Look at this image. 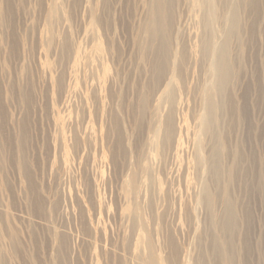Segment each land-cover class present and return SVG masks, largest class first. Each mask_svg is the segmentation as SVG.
<instances>
[{
    "label": "rangeland",
    "instance_id": "374dc122",
    "mask_svg": "<svg viewBox=\"0 0 264 264\" xmlns=\"http://www.w3.org/2000/svg\"><path fill=\"white\" fill-rule=\"evenodd\" d=\"M155 1L0 0V264H264V0Z\"/></svg>",
    "mask_w": 264,
    "mask_h": 264
},
{
    "label": "bare ground",
    "instance_id": "6f19581e",
    "mask_svg": "<svg viewBox=\"0 0 264 264\" xmlns=\"http://www.w3.org/2000/svg\"><path fill=\"white\" fill-rule=\"evenodd\" d=\"M209 1H212V0H207V4H208V2ZM168 2H169V0H156L155 1V3H154V5H153V7H151L150 8V10H149V19H148V22H147V26H146V28L145 29H147V35L149 36V37H151V38H159V36H161V39H162V44L164 45V47L166 46V48H168L169 49V41H168V37H169V35L171 34V31H170V29H171V25H169L170 24V11H169V7H168ZM233 2V1H232ZM255 2H256V4H257V0H255ZM198 3H200V2H198ZM234 3V2H233ZM248 4V3H247ZM231 5H232V3H231ZM245 5H246V3H245ZM198 6V5H197ZM232 7H233V11H232V15H231V17L230 18H228L229 19V21H230V19H231V24H232V32H235L236 34H238V35H240L239 33H241V26H240V24H239V22H238V20H237V7H236V4L235 5H232ZM214 16V15H213ZM233 16V17H232ZM94 20H95V18H94ZM95 22H97V21H95ZM260 23V22H259ZM213 25V24H212ZM94 26V25H93ZM92 26V27H93ZM255 28V27H254ZM253 30H255V29H252V31H251V33L253 32ZM254 33V32H253ZM256 33V32H255ZM255 33H254V35H255ZM235 34V35H236ZM215 35H217V33L215 34ZM237 35V36H238ZM212 36V35H211ZM253 36V35H252ZM216 37V36H215ZM213 38V37H212ZM211 39V38H210ZM213 41V40H212ZM216 41V40H215ZM214 41V42H215ZM214 42H213V44H214ZM213 44H211V43H208V46H207V48H206V55H207V57L209 56V54H210V49L211 48H213V47H215L216 45H214L213 46ZM216 44V43H215ZM224 46V45H223ZM171 53V52H170ZM166 56V58H165V62H164V64H163V68H165L166 67V64H167V62H168V60H169V52L165 55L164 54V57ZM158 61L160 62L158 65H160V67H161V61H162V55H159L158 56ZM158 63V62H157ZM211 63H212V65H213V70H215L216 71V82H217V85L215 86V87H213L211 90H210V92L208 93V96H209V99L212 97H214V95H221V94H224V88L226 87V85L228 84L227 83V80L229 79V77H231L232 76V73H234V75H235V70L233 71V67H232V65H231V61H230V58H229V54H228V52L225 50V48H224V51H222V53H221V56L218 58V59H215V60H212L211 59ZM168 66V65H167ZM172 69V68H171ZM165 70V69H164ZM171 71V70H170ZM237 74V73H236ZM169 86H170V84H169ZM225 96V94L224 95H222V98L221 99H223V97ZM220 97V96H219ZM216 99V98H215ZM221 99H219L218 98V100H221ZM226 99V98H225ZM211 100H213L214 101V99H211ZM227 100V99H226ZM213 101H212V103H213ZM209 102V101H208ZM219 102V101H218ZM221 103V102H220ZM223 103V102H222ZM222 103H221V106H222ZM227 103V101L225 102V104ZM215 104H217V102H215ZM210 105H212V104H210ZM223 105H224V103H223ZM212 106H214V105H212ZM211 106V107H212ZM218 106H220V105H218ZM222 108H223V106H222ZM215 110H217V107H216V109L213 107L212 109H210V110H208L209 112L206 114V117H207V119H206V121L203 123V125H205V126H209V125H212V124H217V122H218V118H217V115H216V111ZM219 110V109H218ZM158 117V116H157ZM160 117V116H159ZM162 118V117H161ZM158 119V120H157ZM201 119V118H200ZM204 119H205V117H204ZM156 120L159 122L160 120H159V118H156ZM202 120H203V117H202ZM201 120V121H202ZM156 121V122H157ZM204 121V120H203ZM199 122H200V120H199ZM159 123H162V122H159ZM158 123V124H159ZM163 124V123H162ZM156 129V128H155ZM157 130H158V128H157ZM153 145V144H152ZM155 146V145H154ZM155 148V147H154ZM151 150H152V148H151ZM150 150V151H151ZM200 150H201V148H200V146H199V148H198V152H200ZM154 151V150H153ZM151 153V152H150ZM151 156V154L148 156L149 158H151L150 157ZM148 157H147V159H148ZM199 158H200V156H198ZM197 157V158H198ZM198 158V159H199ZM241 158V157H240ZM196 159V161H198L199 162V165H201V166H204V169L205 168H207L208 170H209V172H211L210 170H211V167L209 166V164H208V162L206 161V159L204 160V159ZM236 159H237V161H238V159H239V157H238V155H236ZM148 160H150V159H148ZM147 160V161H148ZM149 162V161H148ZM262 164H264V158L262 159ZM197 163V162H196ZM144 164V163H143ZM145 165H146V163H145ZM145 165H143V166H145ZM147 165H149V163L147 164ZM146 165V167H148ZM194 165V164H193ZM150 166V165H149ZM196 166V165H195ZM198 166V165H197ZM264 166V165H263ZM219 167V165H215V167L214 168H218ZM149 168V167H148ZM203 168V167H202ZM213 168V169H214ZM264 168V167H263ZM206 169V170H207ZM143 170H145V168L143 169ZM146 171V170H145ZM264 171V170H263ZM261 172V171H260ZM260 172H258L259 174H260ZM258 174V175H259ZM195 176V175H194ZM198 176V175H197ZM197 176H195V178L197 177ZM231 176V171L229 172V177ZM261 178L262 177H264V172L261 174V176H260ZM194 178V177H193ZM192 178V179H193ZM195 178H194V181H195ZM198 179H200V178H198ZM261 180V179H260ZM263 180V179H262ZM198 181V180H197ZM202 182V181H201ZM262 182V181H261ZM129 183H131V182H129ZM199 183V182H198ZM132 184V183H131ZM196 184V183H195ZM129 185V184H128ZM263 185V184H262ZM136 186H139L138 184L136 185ZM197 186V185H196ZM198 187V186H197ZM200 187H203V193H201L202 194V200L204 201V202H206L207 203V205L210 207V208H212L211 206L214 204V201H215V196H214V194L210 191V189H209V186H208V183H206V182H204V185H202V186H200ZM130 189V188H129ZM132 189H133V185H132ZM132 189H130V190H132ZM139 189V188H138ZM201 189V188H200ZM134 190V189H133ZM201 192H202V190H201ZM227 199H229V198H227ZM226 207H227V210H226V215H225V218H224V227L222 228V229H224V230H232V229H234V226L236 225L234 222H235V219L238 217V216H236L237 214H236V208H235V204H234V199H229V200H227L226 201ZM142 209L144 210V208L142 207ZM138 210V209H137ZM145 211V210H144ZM144 215V214H143ZM142 215V216H143ZM138 216V215H137ZM141 216V215H140ZM141 218H143V217H141ZM139 219V218H138ZM240 220V219H239ZM140 221V220H139ZM238 221V220H237ZM139 224V223H138ZM141 224V223H140ZM137 225V224H136ZM237 225L239 226V223H237ZM236 225V226H237ZM141 226V225H140ZM144 227V226H143ZM137 228H138V226H137ZM141 228V227H140ZM139 229V228H138ZM142 229V228H141ZM146 229V228H145ZM144 229V230H145ZM237 229V228H236ZM235 229V230H236ZM137 231V230H136ZM142 231H143V229H142ZM141 231V232H142ZM237 231V230H236ZM140 232V231H139ZM143 232H145L146 233V231H143ZM232 232H234V231H232ZM148 233V232H147ZM146 235V234H145ZM148 236V235H147ZM139 237H140V239H141V235H139ZM145 237V236H144ZM142 238H143V236H142ZM145 239V238H144ZM147 239H148V237H147ZM142 241V240H141ZM147 243V242H146ZM145 244V243H144ZM147 245H148V243H147ZM149 245H150V243H149ZM141 246V245H140ZM151 246V245H150ZM149 246V247H150ZM143 247H146V245L144 246L143 245ZM148 247V246H147ZM218 247H219V245H218ZM218 247H217V249H218ZM220 249V248H219ZM218 249V250H219ZM221 251V250H220ZM216 252V251H215ZM222 253H224L223 251H221ZM187 260H189V258L188 259H186V262H187ZM191 260V259H190ZM192 261V260H191ZM156 263H158V262H156ZM189 263H190V261H189ZM191 264V263H190ZM224 264H232L231 263V261H230V259H229V257H225L224 258Z\"/></svg>",
    "mask_w": 264,
    "mask_h": 264
}]
</instances>
